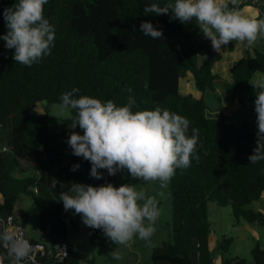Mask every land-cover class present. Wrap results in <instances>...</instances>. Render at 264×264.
Masks as SVG:
<instances>
[{
	"label": "trees",
	"instance_id": "1",
	"mask_svg": "<svg viewBox=\"0 0 264 264\" xmlns=\"http://www.w3.org/2000/svg\"><path fill=\"white\" fill-rule=\"evenodd\" d=\"M14 2L0 0V35L7 31L3 10ZM153 2L164 6L167 0H49L44 16L55 25V46L31 67L16 63L14 49H6L0 41V125L10 127L11 149L10 156L0 152V215H13L14 199L21 193L32 195L40 229L53 245H68V256L56 264H80L79 254L67 243L68 226L74 220L59 201L60 184L67 190L72 181L116 183L103 169L102 179L92 178L91 163L72 154L67 139L74 129L65 140L71 155L68 163L65 152L51 145L49 121L39 106L43 99L48 101L44 110L50 103L61 104V94L73 88L80 89L77 96L112 100L117 105L127 104L132 96L133 111L167 109L189 119V135L192 128L199 130L200 159H193L186 169L178 168L170 180L174 242L155 248L154 264H214L210 201L230 205L238 221L264 226V212L249 207L264 194V161L252 164L249 160L257 146V130L230 124L224 114L210 119L204 98V92L220 82L227 104L255 101L256 90L249 79L264 72V51L245 48L230 68L231 80H223L213 71L220 54L209 51L200 56L203 47L195 36L200 32L196 20L185 24L170 20L171 13L145 15L144 7ZM247 4L251 2L229 3V7L240 9ZM146 20L163 29V38L143 35L140 24ZM189 72L201 97L180 90V80ZM71 114L76 115L74 110ZM20 161L32 163L36 175L14 176ZM77 163L80 168L72 171ZM89 229L94 245L111 246L102 230ZM232 242L227 235L219 241L221 264H249L229 255ZM0 252L9 257L2 246ZM252 264H264V247L259 243L253 249Z\"/></svg>",
	"mask_w": 264,
	"mask_h": 264
},
{
	"label": "clouds",
	"instance_id": "2",
	"mask_svg": "<svg viewBox=\"0 0 264 264\" xmlns=\"http://www.w3.org/2000/svg\"><path fill=\"white\" fill-rule=\"evenodd\" d=\"M49 0H15L3 10L7 31L0 35L6 49H14L12 59L31 67L50 55L55 46V25L44 16V6ZM237 0H167L164 6L153 2L144 7L145 15H170V20L187 23L196 20L200 32L211 40L214 50L220 52L230 42H246L248 47L264 36V19L241 14ZM140 30L146 37L163 38V29L151 21H143ZM256 90L257 141L250 163L264 161V75L249 79ZM79 88L61 94L62 110H74L67 144L72 154L91 163L89 175L97 180L105 175H116L127 169L140 181H159L161 187L175 175L178 168L186 169L192 160H199V130L191 129L185 116L157 107L133 111L135 98L128 97L127 104L117 105L112 100L76 94ZM72 165V171L80 168ZM57 180L52 187L56 189ZM60 199L65 211L73 210L82 222L93 229L102 230L108 240L116 245L130 246L134 238L150 241L160 209L155 198L149 197L133 184L107 182L93 185L72 181L67 190L60 184ZM0 246L7 249L11 264H23L30 245L11 229L0 230ZM115 260L122 257L113 251Z\"/></svg>",
	"mask_w": 264,
	"mask_h": 264
},
{
	"label": "rangeland",
	"instance_id": "3",
	"mask_svg": "<svg viewBox=\"0 0 264 264\" xmlns=\"http://www.w3.org/2000/svg\"><path fill=\"white\" fill-rule=\"evenodd\" d=\"M232 43L235 45L238 44L236 41ZM209 46H212V44L209 43ZM209 46L208 44L206 45L208 49ZM219 84L220 82L216 83L217 86ZM216 85L204 92V98L208 105L207 117L217 119L221 114H224L230 124L239 127L247 125L250 131H256L257 113L255 112V101L245 105L238 102L227 104L224 101L225 94L222 96L215 91ZM221 87L223 88V85ZM180 90L184 94H191L197 97L198 90L192 73L189 72L185 77L181 78ZM45 106L46 104L42 102L39 110L48 118L51 145L65 152V163H68L71 155L66 149L65 140L71 130L69 127L71 124V118L69 116H72L71 109L62 110L61 104L58 103H50L47 110H44ZM9 131L10 127L8 125L5 127L0 125V152H4L8 156L11 153L7 136ZM82 132L83 130L81 129L80 133ZM4 146L7 147V150H4L6 148L3 149ZM103 171L107 172L106 169H103ZM13 175L18 178L31 177L36 175V170L32 163L20 161V165L15 168ZM112 176L115 177V185L133 184L138 190H143L147 196L156 199L161 214L155 224V232L151 240L145 241L136 237L130 243V246H118L114 242L110 247L94 245L90 240V229L82 222L81 216L74 214L73 210H68L66 212L73 218L74 224L68 226L67 243L79 254L80 264H154L153 252L155 248L162 246L164 242H174L173 205L170 181L166 187L162 188L158 180L150 182L140 181L138 178H133L127 169ZM0 201H2L1 197ZM34 205L32 195L21 193L14 199L13 215L17 222L25 228L28 238L34 242L43 243L51 247L47 233L43 234L40 229L39 213L33 211ZM208 207L212 226L209 242L211 250L215 252V258L220 260L217 246L223 236L227 235L233 238L229 255L240 256L249 264H252L253 249L256 244L259 243L264 247V226H257L258 236L255 237L251 231V227L254 228V225L243 219L238 221L233 215L230 205L220 206L215 201H210ZM249 207L264 211V197L254 201ZM29 210L31 211L28 212ZM113 251L119 252L122 258L115 260L112 256ZM216 264H219V261Z\"/></svg>",
	"mask_w": 264,
	"mask_h": 264
},
{
	"label": "crops",
	"instance_id": "4",
	"mask_svg": "<svg viewBox=\"0 0 264 264\" xmlns=\"http://www.w3.org/2000/svg\"><path fill=\"white\" fill-rule=\"evenodd\" d=\"M243 1H246V0H239L236 4H240ZM237 10L241 14L247 17L255 18V19H264V0H259L258 4H252V3L247 4ZM195 36L198 38V41L201 43L203 47V49L200 52V56L203 58L205 54L209 51H215L216 53H219L220 57H218L215 60L213 71L214 73L218 74L223 80H228V81L231 80L230 68L237 60H239L242 57L244 49L248 47L246 45V42H238L237 45L230 42L229 44L223 46V49L220 52H218L214 50L212 46H209V43H211V40L206 39L201 32L196 33ZM207 44L209 46V49L208 47H206ZM252 47L260 51H264V36H260L256 44ZM259 75H264V72H256L253 78ZM220 87H221V83L218 86L216 85L215 91L223 96V94H225V91L222 87L221 88L223 90ZM201 96H202V93L198 91L197 97H201ZM262 197H264V194L262 195ZM256 229L258 228L255 225H254V228L251 227V231L253 232L255 237L258 236V231ZM218 261H219V264H221V259L219 260L218 258L214 259V264H216Z\"/></svg>",
	"mask_w": 264,
	"mask_h": 264
},
{
	"label": "built area",
	"instance_id": "5",
	"mask_svg": "<svg viewBox=\"0 0 264 264\" xmlns=\"http://www.w3.org/2000/svg\"><path fill=\"white\" fill-rule=\"evenodd\" d=\"M246 1L251 2L252 4L259 3V0ZM3 149L7 150V147L4 146ZM5 228L13 230L17 235L28 241L30 250L28 256L23 259V264H56L68 256L69 249L66 243L63 245H53L51 243V247H48L43 243H37L28 238L25 228L17 222L14 215L8 217L0 215V230ZM42 233L45 234L43 231ZM0 264H11V258H6L4 254L0 252Z\"/></svg>",
	"mask_w": 264,
	"mask_h": 264
},
{
	"label": "water",
	"instance_id": "6",
	"mask_svg": "<svg viewBox=\"0 0 264 264\" xmlns=\"http://www.w3.org/2000/svg\"><path fill=\"white\" fill-rule=\"evenodd\" d=\"M42 102H43L44 104H47L48 101H47V99H43ZM74 130H75L76 132H81V129H79L78 126H77V128H75Z\"/></svg>",
	"mask_w": 264,
	"mask_h": 264
}]
</instances>
